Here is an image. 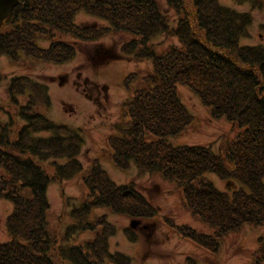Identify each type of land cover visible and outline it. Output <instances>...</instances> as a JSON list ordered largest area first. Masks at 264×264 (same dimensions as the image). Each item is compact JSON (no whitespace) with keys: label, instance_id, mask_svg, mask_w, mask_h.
Masks as SVG:
<instances>
[{"label":"trees","instance_id":"obj_1","mask_svg":"<svg viewBox=\"0 0 264 264\" xmlns=\"http://www.w3.org/2000/svg\"><path fill=\"white\" fill-rule=\"evenodd\" d=\"M167 1L178 16L172 30L156 0H19L0 28V57L16 65L24 60L62 65L75 59L79 42H97L111 31L132 35L122 53H140L135 58L150 60L154 70L145 79L151 86L139 89L125 104L127 122L109 141L112 161L124 171L133 163L181 189L188 212L214 233L203 234L169 218L166 222L183 238L216 253L225 235L245 225L264 226V47L240 44L251 17L218 0ZM82 11L110 26L80 27L74 19ZM159 34L176 36L182 48L158 55L152 39ZM39 40H50V47H40ZM4 78L0 73V82ZM179 86L188 87L213 120H225L238 130L227 142L225 158L208 146L169 144V138L182 135L194 122ZM7 95L16 109L0 105V112L9 116V121H0V200L10 201L13 211L6 220L9 240L0 242V264H59L57 259L130 264L129 257L110 253L108 240L115 227L94 210L107 208L129 218L134 227L125 233L135 243L141 223L147 228L158 221L156 206L133 183L113 182L98 160L84 171L81 133L48 117L51 101L45 84L29 75L16 76ZM17 117L25 123L19 126ZM41 133L51 136H37ZM46 161H51L52 174L42 164ZM83 173L87 195L70 213L76 226L67 229L63 244L48 220V187ZM208 175L237 182L240 188L231 194L220 191ZM74 228L94 231L96 237L81 245L66 243ZM259 243L254 264H264V237ZM189 264L198 263L190 259Z\"/></svg>","mask_w":264,"mask_h":264},{"label":"rangeland","instance_id":"obj_2","mask_svg":"<svg viewBox=\"0 0 264 264\" xmlns=\"http://www.w3.org/2000/svg\"><path fill=\"white\" fill-rule=\"evenodd\" d=\"M156 2L161 12L167 17L172 30L178 18L175 10L170 7L167 0H156ZM218 2L237 13L251 17L248 35L240 39L242 46L264 47V0L255 2L218 0ZM74 21L85 28L110 26L108 22L96 19L83 11L75 15ZM133 39L132 35L111 31L97 42H79L75 59L62 65L39 63L34 60H24L23 64L16 65L2 56L0 57V73L5 78L0 82V105L7 110L15 111L16 109L7 95L9 82L14 76L29 75L34 80L45 84L51 101L47 112L48 117L56 123L67 125L81 133L83 146L80 161L84 171H88L92 163L98 160L113 182L118 185L133 183L156 206L159 211L158 221L147 228H144L145 222L141 223L136 229L139 239L135 243L131 242L125 233L131 225L129 218L114 214L107 208L94 210L95 216H105L107 221L115 227L114 235L108 240L111 254L120 253L129 257L130 264H189L190 259L198 264H254L260 247L259 240L264 237V226L245 225L240 230L222 237L217 245L216 253L208 252L180 236L166 222L169 218L178 225H188L203 234L213 235L214 233L212 228L196 220L188 212L183 202L184 195L181 189L159 175L142 172L133 163L125 171L120 170L113 163L110 138L118 134V129L122 128L126 121L123 118L125 104L134 99L139 89H147L151 86L145 79L154 70L150 60L140 61L135 58L141 57L140 53L132 55L122 53L121 48ZM152 44L158 55H165L172 48H182L180 40L170 34L157 35L152 39ZM38 45L48 49L51 41L39 40ZM135 75L139 77L136 80H134ZM178 93L182 103L193 114L194 122L182 135L169 138V144L174 147L204 145L225 158L227 142L237 134L238 130L233 129L232 125L225 120H213L208 109L188 87L179 86ZM19 100L25 102L23 98ZM0 121H9V116L0 112ZM17 121L19 126L25 123L18 117ZM37 136L49 137L51 133H41ZM148 139L153 140L155 137L149 136ZM59 162L64 163L62 160ZM226 163L229 165V161ZM42 164L49 173L54 172L51 161ZM2 175L4 172L0 169V176ZM83 176L84 173L62 183L49 184L48 220L50 227L59 233L60 243H63L62 236L67 229L76 226L70 214L71 211L78 208L86 198L87 190ZM208 178L220 191L229 194L240 188L237 182L222 180L214 175H208ZM12 211L13 205L10 201L0 200V242L9 240L6 220ZM95 237L94 231L82 233L80 229L74 228L66 243L81 245ZM56 250H58L57 247ZM57 260L59 264H72Z\"/></svg>","mask_w":264,"mask_h":264},{"label":"water","instance_id":"obj_3","mask_svg":"<svg viewBox=\"0 0 264 264\" xmlns=\"http://www.w3.org/2000/svg\"><path fill=\"white\" fill-rule=\"evenodd\" d=\"M18 4L19 0H0V28ZM131 226L134 227V223H131Z\"/></svg>","mask_w":264,"mask_h":264},{"label":"flooded vegetation","instance_id":"obj_4","mask_svg":"<svg viewBox=\"0 0 264 264\" xmlns=\"http://www.w3.org/2000/svg\"><path fill=\"white\" fill-rule=\"evenodd\" d=\"M85 83H86V81H85ZM85 91V90H84ZM89 97V96H88Z\"/></svg>","mask_w":264,"mask_h":264}]
</instances>
